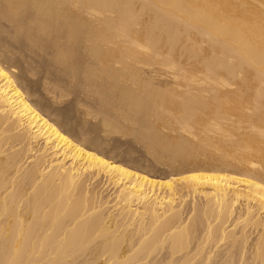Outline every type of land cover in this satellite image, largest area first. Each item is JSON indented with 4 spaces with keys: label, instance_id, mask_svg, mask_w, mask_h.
Listing matches in <instances>:
<instances>
[{
    "label": "bare ground",
    "instance_id": "6f19581e",
    "mask_svg": "<svg viewBox=\"0 0 264 264\" xmlns=\"http://www.w3.org/2000/svg\"><path fill=\"white\" fill-rule=\"evenodd\" d=\"M0 264H264V0H0Z\"/></svg>",
    "mask_w": 264,
    "mask_h": 264
},
{
    "label": "rangeland",
    "instance_id": "374dc122",
    "mask_svg": "<svg viewBox=\"0 0 264 264\" xmlns=\"http://www.w3.org/2000/svg\"><path fill=\"white\" fill-rule=\"evenodd\" d=\"M10 48H11V54H12L11 55L12 65L15 67V71H17V74L22 73L19 76L18 79L21 82L24 83V84L23 83L22 84L25 85L27 87V89L29 88V91L33 95L32 97H35V98H33V99H35V101L36 100L37 101L38 100L39 101L40 100L42 101V102L41 101L40 102L39 101L38 102L36 101L39 105H40V103H42V105L43 104H46L43 107H42V105H40L42 108L46 107V110L47 111L45 110V108L43 110L46 111L47 113H49L50 115H52L53 117H55V119H57V121L60 122V120L57 118V115L62 110H64V112H65L66 110H69L70 107H72V104H73L72 103L73 102L72 98L77 94V90L75 92L76 87H73V85L71 86L70 84H68L66 87L61 86L62 89L69 90L67 92H70V93H67V95H65V97L63 96L62 98H59V99H57L54 102V100L51 99V94L50 95L48 94L50 92H48L46 88H47V86L49 85L50 82H52L54 79H58V76H57L56 73H54V71L53 72L51 71L52 72L51 73L50 71L47 72V70H45L46 69L45 68V63H46L45 60L47 59V57L45 59L44 58H40V59L35 58L34 55L28 53L27 51H23L22 52L18 48V44L10 45ZM29 63H32L33 64V67H32L33 69H29L28 68ZM69 103L71 104V106H70ZM83 104H84V102H83ZM83 104L82 105H78V106L79 107H82V106H84ZM85 104H88V103H85ZM66 106H69V108H67ZM55 111H56V113H55ZM73 111L76 112L75 113L76 115L74 114ZM71 113H73V114H71V115L68 116V117L72 116L71 117V120H69L70 118H68L69 125H67V126L65 125L64 126V124H62V122H60V123H61V126L62 127L64 126L65 128H67L69 126L66 130L67 131L69 130V132H71V134H73V132H74L73 126L77 122V120L79 119L78 118V115L80 113L78 114V111L73 110V109H72V112ZM88 119H90V118L88 117ZM91 120L92 119L89 120L90 122L87 120L88 121V124L89 123L91 124ZM97 120H98V118L95 119L94 121H97ZM70 121H71V123H70ZM94 121L92 123H94ZM72 122H74V123H72ZM103 134L105 135V133L101 132V135H103ZM73 135L76 136L75 135V132H74ZM107 135H105L104 137H106ZM107 139H109L110 141L113 140L112 142L115 141L117 143V147L118 148L116 147V149H115V152L116 151L117 152L116 153L114 152L117 158H122L123 155H125V153L123 152V151H127L125 149L132 148L133 149V155H134L133 157L136 160V161L134 160L135 163L138 162V164L141 165L142 167H146V168H149V169L151 167V170H153L154 172L156 171L157 173H159V171L160 172H162V171L164 172V171H167L168 170V169L165 170L164 165H162V164H156L153 161L151 155H149L148 153H146V151L143 150V147L141 146V144L138 143V142L136 143L134 137L131 134L130 135H126V134H123L122 135L120 133L111 132V133H109ZM117 149H119V150H117ZM117 153H119V154H117ZM126 157L127 156H125L123 158H124V160L128 161L127 160L128 158L126 159ZM107 191L108 190L106 189L105 192H107Z\"/></svg>",
    "mask_w": 264,
    "mask_h": 264
}]
</instances>
